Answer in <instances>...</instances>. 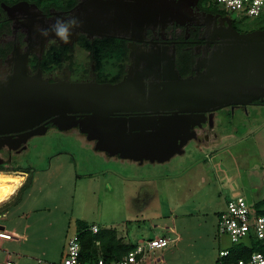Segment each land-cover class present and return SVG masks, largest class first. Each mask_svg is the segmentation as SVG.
<instances>
[{"label": "rangeland", "instance_id": "rangeland-1", "mask_svg": "<svg viewBox=\"0 0 264 264\" xmlns=\"http://www.w3.org/2000/svg\"><path fill=\"white\" fill-rule=\"evenodd\" d=\"M224 10L235 15L240 29L264 27V15ZM75 62L89 65L78 48ZM250 117L256 118L228 124L229 133L215 144H188L184 154L155 163L109 156L77 130L39 135L14 167L25 173H0L22 185L32 175L0 205V225L18 235L0 247V264L7 258L15 264H61L82 223L97 225L98 237H114L121 245L173 239L163 249L147 248L152 264H217L220 250L233 245L219 230L227 200L242 196L254 206L264 199V106L258 114L250 109Z\"/></svg>", "mask_w": 264, "mask_h": 264}, {"label": "water", "instance_id": "water-1", "mask_svg": "<svg viewBox=\"0 0 264 264\" xmlns=\"http://www.w3.org/2000/svg\"><path fill=\"white\" fill-rule=\"evenodd\" d=\"M74 12L79 22L76 36L82 32L89 38L130 40L158 26L185 25L192 15L189 0H80ZM228 22L215 31L220 41L204 70L182 77L174 57L169 60L171 73L162 90V110L183 115L113 118L122 109H143L138 100L144 94L143 78L132 72L114 84L50 81L40 73L29 76L24 69L0 81V148L12 142L7 134L36 126L43 129L41 124L49 121L61 130L80 126L88 139L97 140L96 149L110 156L165 162L182 154L195 114L264 99V29L242 33L232 19ZM82 114L85 118H78Z\"/></svg>", "mask_w": 264, "mask_h": 264}, {"label": "flooded vegetation", "instance_id": "flooded-vegetation-1", "mask_svg": "<svg viewBox=\"0 0 264 264\" xmlns=\"http://www.w3.org/2000/svg\"><path fill=\"white\" fill-rule=\"evenodd\" d=\"M79 1L77 0L70 6H61L49 1L0 0V81H5L8 77L25 69L29 76L40 73L44 79L50 81L63 79L115 84L124 80L132 72L137 76L142 75L143 78L144 94L143 96L138 95V100L143 102L141 105L143 109H122L116 111L113 118L121 120L181 116L183 113L177 110H162V90L166 78L171 73L169 60L174 57L176 70L182 77L195 75L198 69H205L203 65L220 41L214 37L216 29L228 26L229 19H232L234 27L242 33L264 29V27L240 29L237 26L235 15L228 13L212 0L208 2L189 0L192 15L187 24L170 23L164 29L160 26L148 29L145 34L136 36L135 40L123 37H104L115 38L119 42L99 52L81 44L88 40L94 45V41L99 37L89 38L82 32L77 33L76 36V27H74L71 30L70 41L64 43L51 30V25H54L57 19L68 20L75 17L74 9ZM39 29H47L48 36L41 35ZM52 46H63L69 49L68 56L63 57V61L59 64L44 62L46 53ZM77 48L87 55L89 65L75 62V49ZM100 53L111 54L114 58L99 61L97 55H101ZM79 65H82V68L80 67L81 70L78 72L76 68ZM76 74L78 78H74ZM130 95L135 98L133 94L130 93ZM261 106H264V99L257 98L249 104L230 105L204 114H195L191 119L190 138L184 146L185 151L188 144H193L197 148L215 144L229 133L228 124L236 119H239L238 122L241 124L247 118L255 119L256 117H250V109L251 111L255 109V113L258 114ZM78 118L83 119L85 115L82 114ZM41 125L45 128L41 129L36 126L32 129L7 134L11 136L12 142L0 148V167L15 170L17 162L30 150L34 138L51 129L77 130L87 137V134L81 131L80 126L61 130L49 121H44ZM91 141L96 146L97 140ZM114 156L120 157L119 154ZM136 162L143 164L158 161ZM8 172L3 171L2 173Z\"/></svg>", "mask_w": 264, "mask_h": 264}, {"label": "built area", "instance_id": "built-area-1", "mask_svg": "<svg viewBox=\"0 0 264 264\" xmlns=\"http://www.w3.org/2000/svg\"><path fill=\"white\" fill-rule=\"evenodd\" d=\"M215 4L222 6L231 12H239L248 16L264 15V0H212ZM90 230L97 233L99 228L92 225ZM219 230L223 234L229 235L233 244H238L248 240L251 235L259 239L264 238V213L257 212L256 208L250 205L247 200L239 196L227 200L225 209L219 216ZM14 235L0 228V247L5 240H11ZM173 239L168 237H155L146 245L137 244L128 254L117 260H107L103 256L95 262L87 264H152L147 260L148 250L163 249L168 247ZM82 244L78 233H75L68 241L67 251L61 264H86L81 259ZM229 255V249H221L220 259ZM158 260L154 259V264ZM5 264H15L11 258H7ZM218 264H222L219 260ZM236 264H264V251L253 252L249 259L239 260Z\"/></svg>", "mask_w": 264, "mask_h": 264}, {"label": "trees", "instance_id": "trees-1", "mask_svg": "<svg viewBox=\"0 0 264 264\" xmlns=\"http://www.w3.org/2000/svg\"><path fill=\"white\" fill-rule=\"evenodd\" d=\"M38 1H45L51 2L55 5H73L77 0H38ZM211 0H205L208 2ZM118 40L115 38H104L99 39L97 38L94 41V45L90 43V41H86L81 43L82 46L88 49H96V51H103V49L107 47H112L118 44ZM69 53V49L63 46H52L48 52L46 53L44 62L50 63L53 62L55 64L61 63L63 57H67ZM101 55H97V59L99 61L104 59H113V55L100 53ZM3 171H22L25 173L26 169L16 168L15 170L12 168L0 167V172ZM32 180V175H28L27 179L23 183V185L19 188L21 191L27 183ZM18 193V192H17ZM17 195V194H16ZM257 212L264 213V199L254 204ZM82 230L78 232L81 244H82V251H81V259L84 263H93L99 257L103 256L107 260H117L116 258H122L124 255L128 254L132 249L135 248L134 245H121L115 241V238L112 237L109 240L104 241L101 237H98V233H93L89 226L86 223H82L81 227ZM79 228V229H80ZM121 242V240L119 239ZM247 242L243 241L238 244H233L229 249V255L222 257L221 259L217 260V264L219 260L222 261V264H236L239 260H247L249 259L250 255L255 251H264V238L259 239L254 235H251ZM101 248V249H100ZM119 258V259H120Z\"/></svg>", "mask_w": 264, "mask_h": 264}, {"label": "clouds", "instance_id": "clouds-1", "mask_svg": "<svg viewBox=\"0 0 264 264\" xmlns=\"http://www.w3.org/2000/svg\"><path fill=\"white\" fill-rule=\"evenodd\" d=\"M79 22L75 17H72L68 20L57 19L54 25H51L52 32L58 37L62 42L68 43L72 35V29L78 27ZM41 35L47 37V29H39Z\"/></svg>", "mask_w": 264, "mask_h": 264}, {"label": "bare ground", "instance_id": "bare-ground-1", "mask_svg": "<svg viewBox=\"0 0 264 264\" xmlns=\"http://www.w3.org/2000/svg\"><path fill=\"white\" fill-rule=\"evenodd\" d=\"M20 184L19 178L13 175H0V203L13 195L20 187Z\"/></svg>", "mask_w": 264, "mask_h": 264}, {"label": "crops", "instance_id": "crops-1", "mask_svg": "<svg viewBox=\"0 0 264 264\" xmlns=\"http://www.w3.org/2000/svg\"><path fill=\"white\" fill-rule=\"evenodd\" d=\"M25 182V181H24ZM23 182V183H24ZM18 190H19V188L15 191V193L13 194V195H11L8 199H6L5 201H3L2 203H0V205H2V204H4V203H7L8 201H10V200H12V198L14 197V196H16V194H17V192H18ZM0 228H2V229H5V230H7V228H6V226H3V225H0ZM8 231V230H7ZM11 232V231H10ZM13 235H14V238H18L17 236V234L15 235L13 232H11ZM13 238V239H14ZM6 241V240H5ZM4 243V242H3Z\"/></svg>", "mask_w": 264, "mask_h": 264}]
</instances>
